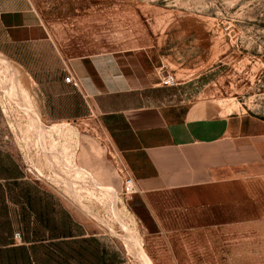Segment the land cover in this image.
<instances>
[{
	"label": "rangeland",
	"instance_id": "1",
	"mask_svg": "<svg viewBox=\"0 0 264 264\" xmlns=\"http://www.w3.org/2000/svg\"><path fill=\"white\" fill-rule=\"evenodd\" d=\"M56 1L37 3L49 8ZM100 5L101 13L106 10L100 26L106 27L99 33L148 45L158 74L165 71L177 82L161 87L162 103L204 102L216 115L264 121V0ZM39 16L47 19L50 12ZM54 54L46 44H10L0 34V153L12 178L43 199V215L58 217L60 232L66 217L74 236H85L59 244L74 248L69 258L84 264H264V229L202 223L169 192L140 190L107 121L82 110L77 97L72 104H51L50 96L38 103L35 74L45 64L54 71Z\"/></svg>",
	"mask_w": 264,
	"mask_h": 264
},
{
	"label": "crops",
	"instance_id": "2",
	"mask_svg": "<svg viewBox=\"0 0 264 264\" xmlns=\"http://www.w3.org/2000/svg\"><path fill=\"white\" fill-rule=\"evenodd\" d=\"M35 1L2 0L0 34L10 44L53 48L54 71L45 64L35 74L41 79L38 103L50 96L51 104H72L77 97L82 110L107 121L140 190L169 192L202 223L264 229V121L216 115L204 102L162 103L161 73L148 45L99 33L106 27L100 26L106 11L101 13L100 0H57L49 8ZM45 12L50 16L43 20L39 15ZM67 72L78 89L64 82ZM1 157L0 264H84L69 258L74 248L59 244L85 236H74L66 217L60 232L58 217L43 215V199L21 178H12Z\"/></svg>",
	"mask_w": 264,
	"mask_h": 264
},
{
	"label": "built area",
	"instance_id": "3",
	"mask_svg": "<svg viewBox=\"0 0 264 264\" xmlns=\"http://www.w3.org/2000/svg\"><path fill=\"white\" fill-rule=\"evenodd\" d=\"M161 78H162V87H173L177 85V82L174 81V79L170 78L169 74L165 71L161 72ZM64 82L68 85H71L73 88L78 89L79 84L78 82L72 77V75L67 72V76L64 78ZM14 239L19 241L20 240V234L15 233Z\"/></svg>",
	"mask_w": 264,
	"mask_h": 264
},
{
	"label": "water",
	"instance_id": "4",
	"mask_svg": "<svg viewBox=\"0 0 264 264\" xmlns=\"http://www.w3.org/2000/svg\"><path fill=\"white\" fill-rule=\"evenodd\" d=\"M10 244H14V241L13 240H10Z\"/></svg>",
	"mask_w": 264,
	"mask_h": 264
},
{
	"label": "bare ground",
	"instance_id": "5",
	"mask_svg": "<svg viewBox=\"0 0 264 264\" xmlns=\"http://www.w3.org/2000/svg\"><path fill=\"white\" fill-rule=\"evenodd\" d=\"M231 111V110H230Z\"/></svg>",
	"mask_w": 264,
	"mask_h": 264
}]
</instances>
